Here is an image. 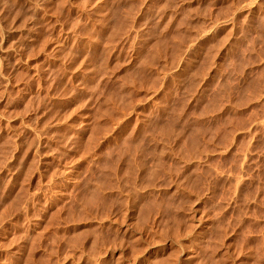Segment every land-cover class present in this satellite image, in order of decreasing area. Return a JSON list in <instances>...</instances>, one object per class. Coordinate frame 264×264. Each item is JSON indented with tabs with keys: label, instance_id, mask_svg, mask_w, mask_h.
Here are the masks:
<instances>
[{
	"label": "rangeland",
	"instance_id": "rangeland-1",
	"mask_svg": "<svg viewBox=\"0 0 264 264\" xmlns=\"http://www.w3.org/2000/svg\"><path fill=\"white\" fill-rule=\"evenodd\" d=\"M248 1L0 0V264H264V0ZM143 117L209 144L196 172L168 157L150 216L119 156Z\"/></svg>",
	"mask_w": 264,
	"mask_h": 264
},
{
	"label": "bare ground",
	"instance_id": "bare-ground-1",
	"mask_svg": "<svg viewBox=\"0 0 264 264\" xmlns=\"http://www.w3.org/2000/svg\"><path fill=\"white\" fill-rule=\"evenodd\" d=\"M100 1V0H99ZM104 1V0H103ZM130 2H131V0H129ZM250 1H252V0H250ZM250 1H248V2H250ZM96 2V1H95ZM134 2V1H133ZM247 2V1H246ZM252 2H254V1H252ZM252 2H250V4L252 3ZM99 4V3H98ZM121 4V3H120ZM246 4V3H245ZM249 4V3H248ZM249 4V5H250ZM93 5V4H92ZM100 5V4H99ZM104 5V4H103ZM134 5V4H133ZM243 5V4H242ZM244 6H246V5H244ZM243 6V7H244ZM102 7V6H101ZM100 7V8H101ZM246 7H248V6H246ZM251 7H252V4H251ZM251 7H250V9H251ZM85 8V7H84ZM98 8V7H97ZM255 8V7H254ZM252 10V9H251ZM90 12V11H89ZM112 13V12H111ZM126 13V12H125ZM122 14V13H121ZM90 16V15H89ZM125 16V15H124ZM119 17V16H118ZM121 21V20H120ZM125 21V20H124ZM123 21V22H124ZM124 25V24H123ZM210 30V29H209ZM206 31V30H205ZM204 31V32H205ZM48 34V33H47ZM47 34H44V35H46L47 36ZM212 34L213 33H208V30L205 32V34L203 33V35H200V37L201 36H203V39H201V41L203 40V41H207L208 39H210V37L212 36ZM169 39V37L167 36V37H163V39L162 40H159L160 42H155L156 43V45H157V47L158 48H156V50L157 51H159L158 53L157 52H155V53H153L152 55H149V56H147L149 59H147V63H149L148 65H150V66H152L155 62H156V60H160V57H162L161 56V54H162V50H164L165 48H167V42H166V40L167 41H169L168 40ZM180 40V39H179ZM182 40V39H181ZM210 41V40H209ZM154 43V44H155ZM174 43V42H173ZM175 43H177V42H175ZM203 43V42H202ZM147 44H149V43H147ZM170 44V43H169ZM156 45H155V47H156ZM176 45V44H175ZM174 45V46H175ZM203 45V44H202ZM146 46V45H145ZM180 46H175V47H173V52H172V60L174 59V57H177L176 55H178V51L180 52V48H179ZM42 48V47H41ZM146 48V47H145ZM179 48V49H178ZM151 50H152V48H151ZM154 52V51H153ZM194 58V57H193ZM145 58H144V60H146ZM171 59V58H170ZM171 60V61H172ZM186 60V59H185ZM170 61V62H171ZM174 61V60H173ZM182 61H184V60H182ZM188 61V60H187ZM169 62V65L168 66H171L172 64H174L173 62H172V64ZM179 62H181V61H179ZM183 63V62H182ZM181 63V64H182ZM187 63V62H186ZM189 64V63H188ZM184 65V64H183ZM180 65H178V67H179ZM186 65H184V67H185ZM172 67V66H171ZM182 68H183V66H182ZM184 69V68H183ZM179 70V69H178ZM180 71V70H179ZM177 73V72H176ZM179 74H180V72H179ZM176 76V75H175ZM189 82V81H188ZM192 83V82H191ZM192 88V87H191ZM170 108H171V104H170ZM144 118V117H143ZM145 119V118H144ZM169 119V118H168ZM171 119V118H170ZM167 121V120H166ZM171 121V122H170ZM144 124H145V127H143L144 129H140L139 131H137V133H135L134 134V136L129 140L130 142L128 143V145L126 146V149H125V151L122 153V154H124V155H119V156H123V158H124V161H125V164L127 163L128 164V166H130V165H132V166H134V164H135V167H136V169H137V172H136V176H134L135 177V179H134V182H133V185L134 186H132V188L134 187V195H135V198L133 199V205H135V206H137L138 205V209H141L142 211H144L145 213L146 212H148V214H146L147 216L149 215L150 216V209L148 210V208L149 207H151V206H153L154 207V205L156 204V203H154V197H153V195H154V193H157V191H159V190H157L156 188H158L159 186H161L160 185V178H162V176L163 177H166L165 179H167V177L169 178L170 176H175V173H176V175H177V172H176V167H175V165L177 164H173L174 166L173 167H169L168 165H170L169 163H167L168 161H167V159H168V157H171L172 155V157H173V159L175 160V159H178V161H179V159H180V161L183 163V161H185V162H189V163H187V166H189L191 169H188V171L190 172V171H192V169H193V164H192V162L197 158V159H201L200 157H199V155L201 156V157H205V155L203 156V154H204V152H205V154L207 153L206 151H207V146L209 145L208 143H207V141H206V143L208 144H204L205 146H203L201 143V146L199 145V141H198V135L200 134V133H202V134H200V135H203L204 133H206V131L205 130H203V128H201L200 126H201V124H199L200 126H198V130H196V132L195 131H189V128H186V127H184V125H185V123H187V119H185V120H182L181 119V121H180V119H176V118H172L171 120H169V123L172 125L173 124V122H174V124L173 125H175V123L176 122H179V123H182V126H180V128H178V130H176L173 134H169L167 131H165V128H164V125L165 124H167V123H165L164 125H163V119L161 118V117H158V118H156V119H153V120H148V119H145L144 120ZM149 123H151L152 125H153V127L152 128H146V127H148L147 125ZM192 123V122H191ZM194 123V122H193ZM169 124V126H170V128L169 129H171V125ZM189 124V123H188ZM173 125H172V127H173ZM197 125H198V123H197ZM166 126V125H165ZM168 126V125H167ZM141 128V127H140ZM167 128V127H166ZM155 129H159L160 130V132H161V134H159V135H161L162 137H160L159 135H157V134H155L154 133V130ZM168 129V128H167ZM168 129V130H169ZM192 129V128H191ZM196 129V128H195ZM194 129V130H195ZM151 130V131H150ZM151 132V133H150ZM208 133V132H207ZM205 135V134H204ZM207 135V134H206ZM211 135V134H210ZM157 137H160V138H164V142L163 143H166V142H171V146H169L167 143L166 144H163V143H157V142H154V143H152V144H150V145H148L147 147H145V145H144V143L147 141H157ZM211 137V136H210ZM210 137H206V138H208V141H210ZM213 137V136H212ZM212 139V138H211ZM117 140V139H116ZM125 142V141H124ZM146 142V143H147ZM148 142V143H149ZM203 142V141H202ZM119 143V142H118ZM151 143V142H150ZM124 144V143H123ZM173 146V147H172ZM202 147V148H201ZM124 150V149H123ZM210 150V149H209ZM208 150V151H209ZM210 152H211V150H210ZM203 153V154H202ZM209 153V152H208ZM207 153V154H208ZM119 154V153H118ZM100 155V154H99ZM117 154H115V156H116ZM197 156V157H196ZM208 156V155H207ZM150 157V158H149ZM199 157V158H198ZM123 158H122V160H123ZM202 158V159H203ZM211 158H212V156H211ZM150 159H151V165H149L150 163H149V161H150ZM196 159V160H197ZM208 159V158H207ZM206 159V160H207ZM115 160V159H114ZM209 160V159H208ZM211 160V159H210ZM118 161V160H117ZM179 161V163L180 164H182L181 162ZM114 162V161H113ZM169 162H170V160H169ZM184 162V163H185ZM198 162V161H197ZM203 162V161H202ZM124 163V162H123ZM175 163V162H174ZM194 163V162H193ZM126 164V165H127ZM168 164V165H167ZM197 164V163H196ZM199 164V163H198ZM110 165H111V163H110ZM113 165V164H112ZM172 165V164H171ZM178 165V164H177ZM176 165V166H177ZM101 166V165H100ZM122 166V165H121ZM107 167V166H106ZM188 167V168H189ZM198 167V166H197ZM105 168V167H104ZM103 168V169H104ZM109 168V167H108ZM177 168H179V166L177 167ZM114 170V168H110V170ZM180 169V168H179ZM196 169V168H195ZM195 169H193L194 171H195ZM198 169V168H197ZM204 169V168H203ZM202 169V170H203ZM112 170V171H113ZM132 170V169H131ZM207 170V169H206ZM179 171V170H178ZM204 171H205V169H204ZM203 171V172H204ZM116 172V171H115ZM187 172V171H186ZM185 172V173H186ZM196 172V171H195ZM202 172V173H203ZM207 172H208V170H207ZM207 172H205V173H207ZM124 173V172H123ZM129 173V172H128ZM209 173V172H208ZM207 173V174H208ZM114 174V173H113ZM162 174V175H161ZM204 174V173H203ZM124 175V174H123ZM190 175H192V173L190 174ZM189 175V173L188 174H186L185 176L186 177H189L190 176ZM178 176V175H177ZM184 176V177H185ZM133 177V176H132ZM133 177V178H134ZM119 178H120V176H119ZM174 178V177H173ZM173 178H170V179H173ZM122 179V178H121ZM124 179V178H123ZM163 179V178H162ZM165 179H163V181H165ZM133 180V179H132ZM177 180H181V179H177ZM177 180H175L176 182H177ZM163 181H161V182H163ZM169 180L167 179V182H168ZM182 181V180H181ZM197 180H195V181H193V182H196ZM101 182V181H100ZM100 182L99 183H97V184H100ZM110 182V181H109ZM112 182V181H111ZM132 182V181H131ZM166 182V181H165ZM95 183V182H94ZM96 184V183H95ZM103 184H104V182H103ZM103 184H101V185H103ZM161 184H163V183H161ZM170 184V183H169ZM101 185H99V186H94V188H95V192H94V190H93V192L96 194V195H101V194H103L102 193V189L104 190H106V189H109V186H101ZM105 185H106V183H105ZM108 185V184H107ZM127 185V184H126ZM131 185V184H130ZM164 185V184H163ZM125 187V186H124ZM122 188V187H121ZM131 188V189H132ZM184 188V187H183ZM197 189V188H196ZM133 190V189H132ZM101 191V192H100ZM103 196V195H102ZM105 196V195H104ZM152 197V198H151ZM99 198V197H98ZM115 198V197H114ZM149 200H148V199ZM148 200V203H150L148 206H147V204H146V202H147V200ZM150 199H151V201H152V199L154 200V201H150ZM98 200V199H97ZM100 200H101V198H100ZM126 200V199H125ZM146 200V202H145V204H146V206H147V208H145V204H143L144 203V201ZM118 201V200H117ZM117 201H115V203L117 202ZM131 201V200H130ZM150 201V202H149ZM98 202V201H97ZM121 202V201H120ZM126 202H127V200H126ZM122 203V202H121ZM98 205V204H97ZM101 205V204H100ZM99 205V206H100ZM131 205V204H130ZM12 207V206H11ZM158 208V207H157ZM102 209V208H101ZM153 209V208H152ZM114 210V209H113ZM148 210V211H147ZM152 211V210H151ZM103 212V211H102ZM106 213V212H105ZM99 214V213H98ZM110 214V213H109ZM108 215V214H107ZM107 215H106V217H107ZM145 215V216H146ZM97 216V215H96ZM99 216V215H98ZM102 216H103V214H102ZM110 217V216H109ZM108 217V218H109ZM102 218V217H101ZM112 218V217H111ZM107 219V218H106ZM108 220V219H107ZM107 222V221H106ZM101 223V222H100ZM108 226V225H107ZM100 227V226H99ZM98 227V228H99ZM98 231V230H97ZM96 231V232H97ZM97 234V233H96ZM202 236V235H201ZM138 244V243H137ZM98 245V244H97ZM145 247V246H144ZM143 247V249L145 250V248ZM147 247V246H146ZM183 247V246H182ZM100 248V247H99ZM184 248V247H183ZM98 249V248H97ZM136 249H138V251H139V249H140V247H138V248H136ZM150 249V248H149ZM185 249V248H184ZM141 251H142V249H140ZM143 250V251H144ZM146 250H148L147 248H146ZM96 251V249L94 250V252ZM99 251V250H98ZM98 251H96L95 253V255H97V253H100V252H102V251H100V252H98ZM152 251V250H151ZM156 251V250H155ZM180 252V251H179ZM255 252V251H254ZM257 252V251H256ZM103 253V252H102ZM101 253V254H102ZM147 253H149V252H147ZM147 253H146V255H147ZM100 254V255H101ZM140 254H142V253H140ZM143 254H145L144 252H143ZM189 254V253H188ZM173 255H175V254H173ZM110 256V255H109ZM144 256V255H143ZM176 256V255H175ZM248 256V255H247ZM151 257V256H150ZM99 258V257H98ZM173 258V257H172ZM172 258H171V260H172ZM176 258H177V256H176ZM182 258H183V256H182ZM190 258V257H189ZM103 259V258H102ZM101 259V260H102ZM133 259V258H132ZM164 259V258H163ZM188 259V258H187ZM133 260H135V258L133 259ZM150 260V259H149ZM161 259H159V262H157L158 264L160 263V264H163V262H162V260L160 261ZM176 260V259H175ZM105 261V260H104ZM119 261V260H118ZM132 261V260H131ZM136 261V260H135ZM138 261V260H137ZM156 261H158V260H156ZM156 261H155V263H156ZM165 261V260H164ZM177 261V260H176ZM250 261V260H249ZM162 262V263H161ZM171 262H173V261H171ZM156 263V264H157ZM176 263V262H175ZM174 262L173 263H171V264H175ZM95 264H97V263H95ZM166 264H167V262H166ZM169 264V263H168Z\"/></svg>",
	"mask_w": 264,
	"mask_h": 264
}]
</instances>
